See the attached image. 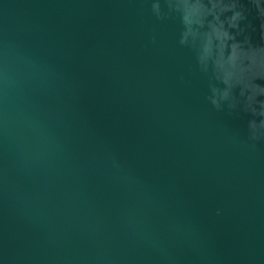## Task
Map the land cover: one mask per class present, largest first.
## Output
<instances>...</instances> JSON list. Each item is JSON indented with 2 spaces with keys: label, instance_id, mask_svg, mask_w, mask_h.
Returning <instances> with one entry per match:
<instances>
[{
  "label": "water",
  "instance_id": "water-1",
  "mask_svg": "<svg viewBox=\"0 0 264 264\" xmlns=\"http://www.w3.org/2000/svg\"><path fill=\"white\" fill-rule=\"evenodd\" d=\"M180 29L151 0H0V264H264V143Z\"/></svg>",
  "mask_w": 264,
  "mask_h": 264
},
{
  "label": "clouds",
  "instance_id": "clouds-1",
  "mask_svg": "<svg viewBox=\"0 0 264 264\" xmlns=\"http://www.w3.org/2000/svg\"><path fill=\"white\" fill-rule=\"evenodd\" d=\"M151 13L157 20H179L178 43L192 51L199 72L206 76L210 70L222 72L216 79L225 86L223 89L209 78L208 103L218 112L247 114L250 118L246 123V142L253 147L264 143V100L256 99L264 95V88L244 83L247 74H264V55H260L264 47L252 46L250 38L236 41L235 34L229 31H243L241 22L254 14L264 40V0H151ZM242 55L248 58L247 65L242 62ZM238 85L242 102L232 91Z\"/></svg>",
  "mask_w": 264,
  "mask_h": 264
}]
</instances>
